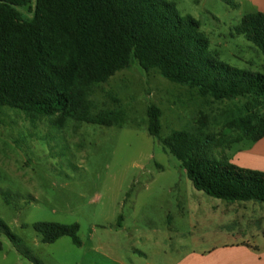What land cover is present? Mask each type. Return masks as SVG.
<instances>
[{
    "label": "rangeland",
    "instance_id": "rangeland-1",
    "mask_svg": "<svg viewBox=\"0 0 264 264\" xmlns=\"http://www.w3.org/2000/svg\"><path fill=\"white\" fill-rule=\"evenodd\" d=\"M165 1L200 22L211 52L245 68L236 47L255 46L232 34L245 15L257 12L252 3ZM19 11L33 18V9ZM92 99L99 110L117 111L118 124L61 125L57 117L33 120L0 108V220L16 237L12 242L0 234V264H178L220 246L232 229L210 210L224 201L197 191L161 139L178 131L213 137L207 158L231 163L253 145L228 128V117L242 115L245 101L203 98L138 63L97 88ZM151 106L162 111L161 139L148 131ZM37 223L78 224L82 246L69 237L44 244Z\"/></svg>",
    "mask_w": 264,
    "mask_h": 264
},
{
    "label": "trees",
    "instance_id": "trees-1",
    "mask_svg": "<svg viewBox=\"0 0 264 264\" xmlns=\"http://www.w3.org/2000/svg\"><path fill=\"white\" fill-rule=\"evenodd\" d=\"M19 8L33 9V18L25 19ZM200 28L165 0H0V108L33 120L57 117L61 125L112 127L120 114L99 110L95 90L138 63L203 98L244 100V113L228 128L254 143L263 140L264 74L220 61ZM232 36L244 37L264 58V13L245 15ZM148 115L149 134L161 139L162 111L151 106ZM161 143L197 191L224 202L264 203V172L226 158L219 164L209 160L213 137L176 132ZM34 229L44 244L69 237L82 246L78 224L37 223ZM2 232L16 241L0 220Z\"/></svg>",
    "mask_w": 264,
    "mask_h": 264
},
{
    "label": "crops",
    "instance_id": "crops-1",
    "mask_svg": "<svg viewBox=\"0 0 264 264\" xmlns=\"http://www.w3.org/2000/svg\"><path fill=\"white\" fill-rule=\"evenodd\" d=\"M248 1L252 3L257 12L264 13V0ZM236 48H238L239 55L245 64V68L241 70L264 74V58L256 47L239 43ZM220 56L219 54V59ZM220 61L222 60L220 59ZM235 119L236 116H229L228 124ZM178 132H186L204 140L202 136L193 132ZM250 142L253 145L238 152L231 163L242 169L264 172V139L257 143ZM213 203L210 211L220 212L219 220L232 229V232L223 237L220 246L207 253L189 255L178 264H264V206L261 208L251 204V201ZM215 217L217 218V216Z\"/></svg>",
    "mask_w": 264,
    "mask_h": 264
}]
</instances>
